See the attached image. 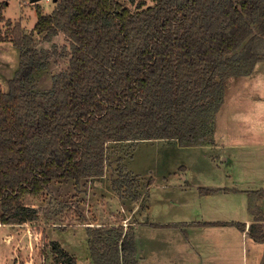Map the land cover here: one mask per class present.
Instances as JSON below:
<instances>
[{"label": "trees", "instance_id": "1", "mask_svg": "<svg viewBox=\"0 0 264 264\" xmlns=\"http://www.w3.org/2000/svg\"><path fill=\"white\" fill-rule=\"evenodd\" d=\"M54 3L47 13L35 6L30 32L9 20V29L0 28V41L20 50L8 90L0 84L3 224L35 221L39 210L22 199L48 191L54 180L78 184L102 175L108 143L193 135L190 123L213 117L223 104L227 79L264 60V0H137L134 10L126 0ZM59 33L69 42L67 68L53 75L49 90L26 89L53 56L37 48L38 38ZM129 196L132 203L140 198L133 190ZM254 220L247 234L264 253V229ZM136 225H88L93 264H140ZM51 252L55 264H77L56 241Z\"/></svg>", "mask_w": 264, "mask_h": 264}, {"label": "rangeland", "instance_id": "2", "mask_svg": "<svg viewBox=\"0 0 264 264\" xmlns=\"http://www.w3.org/2000/svg\"><path fill=\"white\" fill-rule=\"evenodd\" d=\"M126 1L134 10L137 0ZM1 3L0 28L9 29L11 26L6 25L9 20L11 24L19 22L25 32H30L37 19L36 5L47 13L55 4L54 0H0ZM38 41L37 48L50 49L53 56L46 68L32 74L25 83L26 89L49 90L53 75L68 66L69 42L63 33L48 42L39 38ZM19 53V48L10 42L0 41V84L5 91L18 68ZM224 96L213 117L190 123L195 129L193 135L182 133L168 140L108 143L102 175L90 176L78 184L70 178L54 180L48 191L25 195L23 202L39 210L38 218L15 226L0 223V264H55L51 242L78 244L77 238L80 248H72L77 249L79 263L84 264L87 258V247L82 242L86 236L84 227L136 222L145 214V201L152 205L150 216L153 218L169 214L181 220H191L190 216L194 218L195 213L200 217L204 211V219H213L215 215L219 219L231 217L243 221L249 205L253 220L259 219L264 229V188H261L264 185V60L250 74L228 78ZM181 165L185 166L184 170L177 168ZM149 179L151 184L147 187ZM114 182L123 186L117 188ZM129 183H132L131 189ZM200 187L219 189L207 194ZM237 189L248 191L239 194ZM131 190L140 195L136 218L131 213L134 208L129 196ZM220 191L227 194L224 196ZM212 199L219 203L218 212L210 203ZM121 203L127 204L124 213ZM125 215L130 218L126 217L124 222ZM71 227H75V232L59 231V228ZM222 229V236L234 240V230L231 234L227 230L226 235ZM39 231L42 235L38 236ZM237 238V242L241 240L238 235ZM247 238L255 242L256 250L244 240L237 256L239 262L253 264L252 253L264 255L263 251L259 252L263 250V243L248 234Z\"/></svg>", "mask_w": 264, "mask_h": 264}, {"label": "crops", "instance_id": "3", "mask_svg": "<svg viewBox=\"0 0 264 264\" xmlns=\"http://www.w3.org/2000/svg\"><path fill=\"white\" fill-rule=\"evenodd\" d=\"M177 168L184 170L185 166L181 165ZM262 183L264 184V181ZM261 188H264V185ZM237 191H239V194H241V192L244 191L246 193L248 190L237 189ZM220 192H222V195L224 196L227 194V192L225 191ZM200 196L202 195L200 194ZM210 203L213 204V209L217 210L218 212L219 203L217 202V200L212 199L210 200ZM121 205L124 208V213L125 211H127V209H125V207H127V204L125 205L121 203ZM144 205H146L145 214L141 215V218L136 221L137 225L135 226V241L137 243V255L140 259V264H240L241 262H239V256L237 255L240 254L241 245L243 249L244 240H246L248 244L252 246L251 248L254 251L256 250L255 248H257L254 245L255 242L252 239L247 238L248 225L251 222L255 221L253 220V213L248 208L249 205H247V215H245L243 221H238L237 219H233L231 217L219 219L214 214L213 219H204V211L200 213V217L198 216V213H195L194 218L190 216L191 220H186V218L184 220L175 219L174 216L169 214L163 216H160L159 214V216L155 217V219L152 217V215L150 216L152 205L149 202L147 203V201H145ZM133 206L134 208L131 213L133 216L135 215L134 218H136L138 215L137 209H139L140 205L138 202H136L133 203ZM210 211L208 212L210 213ZM206 214L211 216V214ZM144 215L147 216L142 217ZM126 217L129 216L125 215L122 221H124ZM127 219L128 218H126V220ZM204 222L219 223L213 225H202L204 224ZM222 222H224L225 224H222ZM235 222L245 223V228L243 230H240L239 227L235 224ZM159 223L165 225L159 227L153 226V224ZM8 225L15 226L16 224ZM87 227L88 226L84 227L85 233ZM222 228L225 229L226 235L227 230H229V234H231V232L234 230L232 234L235 233L233 234V238L236 243L232 238L222 236L220 234L222 233ZM62 229L63 228H59V231L64 233H71L70 231L74 230L75 227L63 230ZM40 234L42 235V233L39 231L38 236ZM237 235L241 238V240H239L238 242ZM58 242L70 255H72L77 260V264L81 263H79V260L77 258V249L72 248V246L80 248L81 244L79 238H77L76 241L78 242V244L74 243L71 245H66L62 242V240ZM82 242L84 246L87 247V258L85 259L86 263L84 264H93V260L90 259L86 236L82 238ZM262 251L263 250L259 252ZM252 256L253 264H258L262 258L261 253H252ZM241 264H244V262L242 261Z\"/></svg>", "mask_w": 264, "mask_h": 264}, {"label": "water", "instance_id": "4", "mask_svg": "<svg viewBox=\"0 0 264 264\" xmlns=\"http://www.w3.org/2000/svg\"><path fill=\"white\" fill-rule=\"evenodd\" d=\"M32 2H36V1H38V0H31Z\"/></svg>", "mask_w": 264, "mask_h": 264}, {"label": "built area", "instance_id": "5", "mask_svg": "<svg viewBox=\"0 0 264 264\" xmlns=\"http://www.w3.org/2000/svg\"><path fill=\"white\" fill-rule=\"evenodd\" d=\"M125 222V221H124Z\"/></svg>", "mask_w": 264, "mask_h": 264}]
</instances>
